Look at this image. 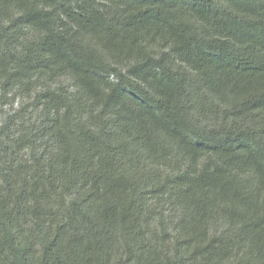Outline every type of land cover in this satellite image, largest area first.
Segmentation results:
<instances>
[{
	"label": "trees",
	"instance_id": "16d2710c",
	"mask_svg": "<svg viewBox=\"0 0 264 264\" xmlns=\"http://www.w3.org/2000/svg\"><path fill=\"white\" fill-rule=\"evenodd\" d=\"M0 264H264V0H0Z\"/></svg>",
	"mask_w": 264,
	"mask_h": 264
}]
</instances>
